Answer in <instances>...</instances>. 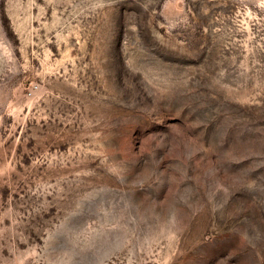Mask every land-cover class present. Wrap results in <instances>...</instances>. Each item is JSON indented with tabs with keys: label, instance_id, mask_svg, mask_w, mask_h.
<instances>
[{
	"label": "rangeland",
	"instance_id": "374dc122",
	"mask_svg": "<svg viewBox=\"0 0 264 264\" xmlns=\"http://www.w3.org/2000/svg\"><path fill=\"white\" fill-rule=\"evenodd\" d=\"M0 264H264V0H0Z\"/></svg>",
	"mask_w": 264,
	"mask_h": 264
}]
</instances>
